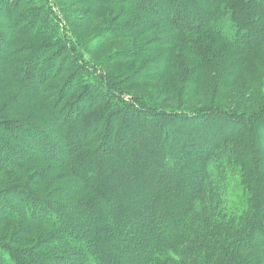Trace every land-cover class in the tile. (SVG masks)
<instances>
[{
	"label": "trees",
	"instance_id": "trees-1",
	"mask_svg": "<svg viewBox=\"0 0 264 264\" xmlns=\"http://www.w3.org/2000/svg\"><path fill=\"white\" fill-rule=\"evenodd\" d=\"M116 1L174 35L102 66L142 59L135 79L161 85L170 75V89L125 92L134 76L82 55L46 0L12 1L29 9L13 14L25 27L2 51L46 67L19 88L32 99L48 69L63 76H45L48 104L0 109V170L29 174L0 191L27 239L0 241V264H264V62L246 64L264 49V0ZM136 25L111 28L109 40ZM241 76L243 97L225 96ZM36 226L53 231L28 239Z\"/></svg>",
	"mask_w": 264,
	"mask_h": 264
},
{
	"label": "rangeland",
	"instance_id": "rangeland-1",
	"mask_svg": "<svg viewBox=\"0 0 264 264\" xmlns=\"http://www.w3.org/2000/svg\"><path fill=\"white\" fill-rule=\"evenodd\" d=\"M13 0H0V16L2 19L0 21V45L4 41L5 44L12 45L10 40L12 39V33L16 34L20 31L23 32L22 29L25 27L22 23L14 22V18H12L15 14H20L24 12L28 6H19L15 7ZM16 1V0H15ZM18 1V0H17ZM48 6L52 10V14L58 18V21L61 24V28L63 29V33L65 39L68 41H78L79 45H76L79 49V52L86 56L90 61L94 63L96 67H100L101 70L105 72L107 68L110 67H121L125 71V77H133V80L137 82H128L127 85L122 87L127 93H136V92H146L148 90L158 89L163 91L164 88H169L173 81L168 80L170 75L167 77V82H162L161 85H157L154 83H146L141 82L138 79H135L136 75L143 71L142 67L145 66V62L143 63L142 59H134V60H125L113 63L112 66L104 67L102 63L109 57L112 56L114 53L123 52L126 50H134L139 51L142 48L153 49L151 46L155 44L156 38L161 35H172L173 31L165 24H158L155 26L150 27L149 22L154 20V17L148 15L147 13L143 12L142 15L134 9H131L130 4H120L116 0L112 1H102V0H46ZM11 3L12 6L6 7L4 3ZM23 1L21 4H24ZM29 9V8H28ZM25 13V12H24ZM9 14V18L7 16ZM144 14L146 18H144ZM133 25L138 24L136 26H132L126 30L125 36L122 39H114L109 40V35L111 28L114 27H121L122 25ZM149 28H144L140 32L132 31L131 28L135 27L138 29L139 25ZM60 30V29H59ZM162 35V36H163ZM174 35V34H173ZM2 38V41H1ZM27 41H32L34 38L33 34H26L22 36ZM44 38V37H43ZM20 43L24 40L19 39ZM31 44H26L29 48ZM81 45V46H80ZM178 47L179 44H176ZM88 48L86 50L85 48ZM175 47V43L173 44ZM3 46L0 47V109L5 107L12 106L15 110L19 109L18 113H21L20 109H23L24 112H27L31 107L37 105L38 103H46L48 104L49 101L54 100L55 97L52 94L48 87L50 83V76L46 77L48 74H52L55 77L54 81H59L63 76L61 72V67H55L51 72L49 69L43 78V84L40 88V94L37 96H32V99L29 97L28 89L29 86H34L35 81H29L31 77L34 80H37L36 75L40 76L41 73L38 70L40 68L41 61L38 63H24L21 66L15 63V56L13 53V47L9 48V50H4ZM15 49V48H14ZM30 50L27 53H22V55L29 54ZM154 51V50H153ZM149 55H144L146 58ZM264 62V49L259 50L257 52V56L254 58H250L246 64L251 68L257 69V65ZM41 63V64H40ZM43 69H46L45 65H42ZM42 69V68H41ZM171 73H178V71L172 70ZM143 75V74H142ZM17 76V77H16ZM51 76V77H52ZM130 77V78H131ZM39 79L41 77H38ZM185 80V79H184ZM27 82V83H26ZM237 86L233 89L225 91L224 95L233 99L234 97H243L241 94L243 91V86L246 85L245 78L241 76V78L237 82ZM23 84L22 87L19 88V85ZM25 84V85H24ZM176 85V84H174ZM193 85V84H192ZM191 85V86H192ZM173 86V85H172ZM170 89V88H169ZM168 89V90H169ZM19 97H21V101H18L16 105H12ZM248 97V96H247ZM199 101V97L197 98ZM239 98H236V100ZM248 99V98H247ZM59 102V101H58ZM224 103V102H223ZM252 103V102H250ZM255 103V102H253ZM225 104V103H224ZM32 113H35V109L31 110ZM57 116H59L57 114ZM49 129V128H48ZM50 133L53 132L49 129ZM48 163V162H46ZM2 165V163H0ZM50 165V164H48ZM44 165H38L37 168H43ZM65 170V169H63ZM28 173L20 172L16 170H0V191L4 190L8 185L14 183L15 179L21 180L20 183H24L27 181ZM44 184V183H43ZM59 185H62L60 183ZM51 192H54L51 190ZM58 195V194H57ZM0 205V207L6 208L4 213L0 212V241L3 243L9 244L11 243L12 239L17 235H20L19 239L21 241L27 240L24 236L22 231L19 232V223L13 221L10 218H7V215H10L9 211L17 210L14 204H9V206ZM21 209V208H19ZM24 212V211H23ZM6 213V214H5ZM2 219H10V220H2ZM2 220V221H1ZM53 230L51 228L45 226H36L35 232L36 234L31 235L29 234L28 239H35L37 237L45 239L46 236L50 234ZM136 253V252H135ZM137 254V253H136Z\"/></svg>",
	"mask_w": 264,
	"mask_h": 264
},
{
	"label": "built area",
	"instance_id": "built-area-1",
	"mask_svg": "<svg viewBox=\"0 0 264 264\" xmlns=\"http://www.w3.org/2000/svg\"><path fill=\"white\" fill-rule=\"evenodd\" d=\"M62 29V28H61Z\"/></svg>",
	"mask_w": 264,
	"mask_h": 264
}]
</instances>
